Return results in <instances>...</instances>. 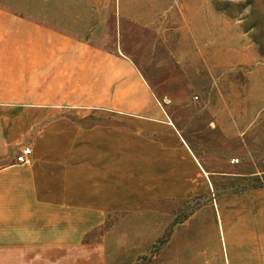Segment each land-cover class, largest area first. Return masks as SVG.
Returning <instances> with one entry per match:
<instances>
[{"label":"crops","instance_id":"1","mask_svg":"<svg viewBox=\"0 0 264 264\" xmlns=\"http://www.w3.org/2000/svg\"><path fill=\"white\" fill-rule=\"evenodd\" d=\"M67 1L77 38L61 29L72 23L0 5V264H264V189L252 186L215 181L212 215L204 207L166 237L130 235L124 219L96 237L113 213L209 194L218 171L170 127L167 97L131 57L85 39L106 0ZM97 113L118 121H80Z\"/></svg>","mask_w":264,"mask_h":264},{"label":"rangeland","instance_id":"2","mask_svg":"<svg viewBox=\"0 0 264 264\" xmlns=\"http://www.w3.org/2000/svg\"><path fill=\"white\" fill-rule=\"evenodd\" d=\"M60 4L63 8L54 9ZM0 5L18 6L23 16L28 8L35 18L72 23L61 29L77 38L73 1L1 0ZM96 19L85 39L131 57L155 94L170 100H161L169 106L174 122L170 127L190 135L209 157L210 168L218 171L209 194L141 204L113 213L107 224L124 219L130 235L152 236L161 230L166 237L198 210L205 207L211 214L218 197L215 181L222 191L226 185L232 193L245 186L263 190L264 0H106ZM80 121L93 126L118 120L97 113ZM118 228L121 235L126 226ZM105 230L97 231L96 237ZM139 258L130 264L151 261Z\"/></svg>","mask_w":264,"mask_h":264},{"label":"built area","instance_id":"3","mask_svg":"<svg viewBox=\"0 0 264 264\" xmlns=\"http://www.w3.org/2000/svg\"><path fill=\"white\" fill-rule=\"evenodd\" d=\"M164 102L167 104L170 102V100L166 99ZM161 105L164 106L163 102H161ZM17 162L22 164V165L32 164V162H33V148L31 146L25 147L17 156Z\"/></svg>","mask_w":264,"mask_h":264},{"label":"trees","instance_id":"4","mask_svg":"<svg viewBox=\"0 0 264 264\" xmlns=\"http://www.w3.org/2000/svg\"><path fill=\"white\" fill-rule=\"evenodd\" d=\"M259 179V178H258ZM260 180H261V178H260ZM264 186V184L262 183L259 187H263ZM257 187V186H256ZM112 224V223H111ZM110 227V225L109 224H107L106 226H105V229H108Z\"/></svg>","mask_w":264,"mask_h":264}]
</instances>
